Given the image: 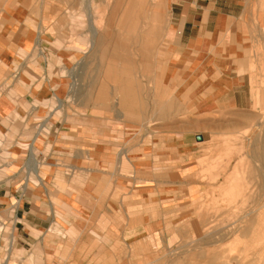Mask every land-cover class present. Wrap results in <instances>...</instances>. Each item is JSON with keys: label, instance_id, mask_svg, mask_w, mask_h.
Listing matches in <instances>:
<instances>
[{"label": "crops", "instance_id": "crops-1", "mask_svg": "<svg viewBox=\"0 0 264 264\" xmlns=\"http://www.w3.org/2000/svg\"><path fill=\"white\" fill-rule=\"evenodd\" d=\"M63 1L0 8L5 264H124L115 255L153 251V237L170 236L166 217L209 185L202 176L221 134L203 128L247 125L264 109V0H166V27L153 0L144 11L119 5L96 41L67 32ZM160 36L162 79L143 88L126 55L140 68L148 49L153 63Z\"/></svg>", "mask_w": 264, "mask_h": 264}, {"label": "rangeland", "instance_id": "rangeland-1", "mask_svg": "<svg viewBox=\"0 0 264 264\" xmlns=\"http://www.w3.org/2000/svg\"><path fill=\"white\" fill-rule=\"evenodd\" d=\"M12 1L9 0L7 4V0H0V8L9 6ZM133 1L137 6H134ZM138 1L120 0L119 4V0H64L63 6L67 9L64 8L63 16L69 25L67 32L74 29L96 41L95 27L104 21H112L107 13L109 9L130 4L133 6L130 10H133L140 6ZM139 2L142 3L143 10L150 5L149 0ZM153 8V20L160 13L166 27V0H153ZM133 16L127 13L125 17L129 21L133 20ZM53 18L54 15L51 16V21ZM87 20L91 24L89 31H86ZM154 43L153 63L144 61L149 57L148 49L142 51L140 68L138 64L128 61V57L132 55H126V70H135V66L136 69H142L143 88L152 86V75L156 76L157 84L163 75L165 61H161L164 50L161 36ZM55 48L59 49V46H50L51 51ZM48 64H51L49 68L52 69L53 64L60 65V62ZM103 64L107 65V62L94 61L93 68L101 69ZM150 70L152 72L148 74ZM230 122L236 120H229L227 124L218 126V129L212 125L203 128L206 133L221 134L218 137L221 141L215 143L219 146L216 155L209 159L207 172L202 176L209 185H205V190L197 199L185 205L183 214L166 217V232L170 236L153 237V251L148 247H128L115 255L116 260L124 264H185L188 261L191 264H204L203 255L210 252L213 260L210 264H264V109L258 111L247 125ZM210 144L213 145L214 142ZM2 147L3 142H0V148ZM7 160L0 158V166ZM2 169L3 173H9L5 165ZM216 182L218 185H215ZM0 231L4 232H0L3 234L0 240L3 246L0 264H5L8 254L3 248L9 246L10 225L0 228Z\"/></svg>", "mask_w": 264, "mask_h": 264}, {"label": "bare ground", "instance_id": "bare-ground-1", "mask_svg": "<svg viewBox=\"0 0 264 264\" xmlns=\"http://www.w3.org/2000/svg\"><path fill=\"white\" fill-rule=\"evenodd\" d=\"M128 1L130 2L131 0H128ZM139 1H140V0H139ZM139 1H138V5L141 6L142 3L139 2ZM129 2H128V3H129ZM133 2H134V1H133ZM136 2H137V1H136ZM142 2H143V1H142ZM113 3H114V2H113ZM119 4H121L120 0H119ZM149 4H150V3H149ZM117 5H118V4H117ZM135 5H136V4H135V2H134V6H135ZM152 5H153V4H152ZM121 6H122V5H121ZM126 6H129V8L126 7V9H125L126 11H127V9H130V7H133V6L130 5V4H129V5H126ZM136 6H137V5H136ZM140 6H139V7H140ZM144 6H145V5H144ZM144 6H143V8H144ZM139 7H137V8H139ZM145 7H147V6H145ZM123 8H124V7H123ZM153 9H154V8H153ZM128 11H129V10H128ZM133 11H134V10H133ZM143 11H144V10H143ZM113 12H114V11H113ZM145 12H146V11H145ZM120 13H121V12H120ZM124 13H125V12H124ZM112 14H113V13H112ZM117 14H118V13H117ZM117 14H116V15H117ZM139 14H141V13L139 12ZM142 14H143V12H142ZM151 14H152V13H151ZM145 15H146V14H145ZM121 16H122V15H121ZM121 16H120V17H121ZM125 16H126V15H125ZM137 16H138V12H137ZM155 16H156V15H155ZM155 16H154V17H155ZM130 17H131V16H130ZM139 18H141V17L139 16ZM144 18H145V17H144ZM144 18H142V19H144ZM149 18H150V17H149ZM149 18H148V20H149ZM114 20H115V19H114ZM125 20H126V19H125ZM128 20H129V19H128ZM133 20H134V19H133ZM137 20H139V19H137ZM155 21H156V20H155ZM112 22H113V21H112ZM122 22H123V21H122ZM122 22H121V23H122ZM124 22H125V21H124ZM127 22H128V21H127ZM127 22H126V24H125V27H127V26H126V25H127ZM139 22H140V21H139ZM150 23L152 24V22H150ZM157 23H158V22H157ZM115 24H116V23H115ZM130 24H132V23H130ZM138 24H139V23H138ZM146 25H147V24H146ZM149 25H150V24H149ZM122 26H123V25H122ZM122 26H120V27H122ZM150 26H151V25H150ZM155 27H156V26H155ZM157 27H158V26H157ZM127 30H129V29H127ZM93 31H95V30H93ZM96 31H97V30H96ZM151 32H152V31H151ZM93 33H94V32H93ZM100 33H101V32H100ZM98 34H99V33H98ZM96 35H97V34L95 33V34H94L95 38H96ZM101 35H102V34H101ZM92 36H93V35H92ZM104 39H105V38H104ZM93 40H94V38L92 39V41H93ZM91 43H92V42H91ZM252 213H253V212H252ZM248 214H249V213H248ZM248 214H247V215H248ZM250 214H251V213H250ZM247 215H246V216H247ZM249 217H250V216H249ZM238 260H239V259H238ZM236 262H237V261H236Z\"/></svg>", "mask_w": 264, "mask_h": 264}]
</instances>
